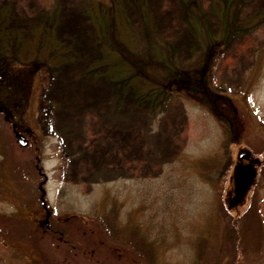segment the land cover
I'll list each match as a JSON object with an SVG mask.
<instances>
[{"label":"rangeland","instance_id":"obj_1","mask_svg":"<svg viewBox=\"0 0 264 264\" xmlns=\"http://www.w3.org/2000/svg\"><path fill=\"white\" fill-rule=\"evenodd\" d=\"M143 3L154 47L116 37L113 15L140 24L134 0H0V264H139L98 225L114 201L158 264H193L201 238L202 264H264V0ZM213 41L209 81L232 97V127L167 82L194 75ZM36 157L44 194L25 175Z\"/></svg>","mask_w":264,"mask_h":264},{"label":"trees","instance_id":"obj_2","mask_svg":"<svg viewBox=\"0 0 264 264\" xmlns=\"http://www.w3.org/2000/svg\"><path fill=\"white\" fill-rule=\"evenodd\" d=\"M47 1V0H46ZM189 2L192 0H188ZM135 4H137L139 11L141 13L140 15V24L134 26L128 25L127 20L119 15L116 17V15H113L114 22L115 18L118 21L119 25L117 26V23L115 22V29L117 31L116 37L120 36L122 38V35H120V32H124L125 36H123V39H127L125 41V44L127 46L135 48L137 44L139 43L141 47L145 46L147 47H154V45H158V40L156 39V36L160 39L159 33L155 26H153V23L151 22V18L149 13H147L143 0H134ZM198 3V2H197ZM101 15V20L105 23V26L108 24V21L106 19V14ZM101 21V22H102ZM121 24V26H120ZM155 38V39H154ZM116 39V40H117ZM119 40V39H118ZM217 43L218 42H211V47H213L210 51H207L205 61L202 62L198 67L197 71H194V74L191 75L190 78L187 77V79H183L177 76H174L169 82L168 86L173 89L176 88L177 91L186 90L191 95L193 94H201L202 100L209 104L211 108L216 113L217 118L219 119V122L222 124L227 125L228 127H232V118L236 115L237 117L240 116L239 111L233 112L232 102H230V96H227L226 94H222L218 90H214L212 88V85L209 81L210 78V72H208V63L213 56H215L214 52L217 49ZM161 56L163 59L162 61L168 62V66L172 72L173 75L176 73V68L170 64L167 58H164V56ZM256 59L253 64L254 69H260V65L264 62V47L257 50V53L255 55ZM260 64V65H259ZM176 70V71H175ZM211 70V68H210ZM243 105V104H242ZM246 107L243 105V108ZM31 161V160H30ZM39 159L37 157L33 159L31 162L27 163L26 165V172L25 175H35L40 180V171H42L41 167L39 166ZM215 162H204L206 165L205 168H213ZM38 166V167H37ZM202 168V167H201ZM119 204L114 201L112 205L108 206V209L106 212L100 215L97 222L101 229L102 234L107 237L110 241H124L125 247L130 250L136 258H138L139 264H158L156 261L155 256V243L153 239H148V235L144 233L143 228L139 225V222L136 220L129 221L126 225H123L119 221ZM260 213L264 216V200L261 202L259 206ZM53 235L58 236L61 238L62 242H64L67 245H71V239L67 236V228L61 227V226H51L50 229L47 228ZM228 231L234 230L230 229V227L227 228ZM236 230V229H235ZM149 234V233H148ZM6 242L2 245L6 246ZM209 244L205 238H201L200 243L197 247V253H196V259L193 264H202L205 259L206 249L208 248ZM8 255L3 252V254H0V258L7 259ZM14 258V257H13ZM9 259V257H8Z\"/></svg>","mask_w":264,"mask_h":264},{"label":"water","instance_id":"obj_3","mask_svg":"<svg viewBox=\"0 0 264 264\" xmlns=\"http://www.w3.org/2000/svg\"><path fill=\"white\" fill-rule=\"evenodd\" d=\"M7 118V116H5ZM13 129H14V133H15V136L18 140V142L22 145H25L27 143V140L25 139V137L19 133L16 129H15V123L13 124ZM248 154V152L246 150H241L239 153H238V158H242L243 156H246ZM40 189L42 190V193L44 194V189L41 187V184H40ZM47 214H48V211H47Z\"/></svg>","mask_w":264,"mask_h":264},{"label":"flooded vegetation","instance_id":"obj_4","mask_svg":"<svg viewBox=\"0 0 264 264\" xmlns=\"http://www.w3.org/2000/svg\"><path fill=\"white\" fill-rule=\"evenodd\" d=\"M13 124V123H12ZM38 167V166H37ZM40 177H42L41 178V180H42V184L46 181V178H45V175L40 171ZM40 180V181H41ZM47 221H45V223H46ZM48 224V223H47Z\"/></svg>","mask_w":264,"mask_h":264}]
</instances>
